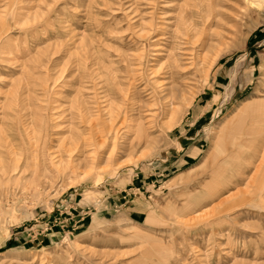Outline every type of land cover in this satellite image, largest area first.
Listing matches in <instances>:
<instances>
[{
  "label": "rangeland",
  "instance_id": "obj_1",
  "mask_svg": "<svg viewBox=\"0 0 264 264\" xmlns=\"http://www.w3.org/2000/svg\"><path fill=\"white\" fill-rule=\"evenodd\" d=\"M263 160L264 0H0V264H264Z\"/></svg>",
  "mask_w": 264,
  "mask_h": 264
},
{
  "label": "bare ground",
  "instance_id": "obj_2",
  "mask_svg": "<svg viewBox=\"0 0 264 264\" xmlns=\"http://www.w3.org/2000/svg\"><path fill=\"white\" fill-rule=\"evenodd\" d=\"M243 122H244V120H240V121H238L237 124L235 123L231 127V130H229L228 137H225V139H224L225 141L224 142L229 147L236 148L237 150H246V149L250 148V146L248 145V143L244 142V139H247L248 140L247 137H249L251 135H256V134H258L257 132H259L261 130V128H258L257 129L256 127H258V126H255L254 123L252 125L248 126L247 124H245ZM258 124H260V123L258 122ZM57 127H59V125H57ZM57 127L55 126V128H57ZM104 132L105 131H103V132L101 131L99 134H102ZM57 134H59V133H57ZM78 137L79 136H77V138H75L74 140H72L70 142V145H69L68 149L65 151V153L67 154V156H69V159H68L69 162H68V164H70V162H71L70 156H72L73 153L77 152L78 149L80 150L82 148V147H80V148L78 147V145L80 144V139ZM93 137L94 136L92 135L90 138H93ZM85 139H87V138H85ZM107 139H108V136H106L105 138H103L101 136L100 137V141L98 142V145L97 146L105 145ZM112 139H113V143H112V147H111L112 150H111V153L110 154H112L114 152V149L116 147V138L113 137ZM225 143H224V146H225ZM83 144H84L83 146H89V145L91 146V144L89 143V140L88 141H85ZM223 152L224 151L222 150L221 151V154ZM48 156L50 158H52L53 160L54 159H58L57 160L58 165L63 166V164H65V162H64L65 159L62 158V157H60V156H57L56 153H49ZM220 156H222V155H220ZM230 157H232L236 161L239 160V158H240L239 153L236 152L234 155H228L222 161L218 160L219 162H218V164L216 166L217 168L215 169L217 175H222L224 172H227V170L223 167V165H229V163H231V158ZM262 159H263V157H262ZM18 168H19L18 161L15 160L14 165L12 166V169L10 170V172H16V170H18Z\"/></svg>",
  "mask_w": 264,
  "mask_h": 264
},
{
  "label": "snow or ice",
  "instance_id": "obj_3",
  "mask_svg": "<svg viewBox=\"0 0 264 264\" xmlns=\"http://www.w3.org/2000/svg\"><path fill=\"white\" fill-rule=\"evenodd\" d=\"M253 7H255V5H253Z\"/></svg>",
  "mask_w": 264,
  "mask_h": 264
}]
</instances>
